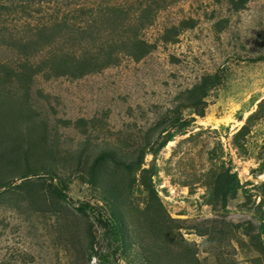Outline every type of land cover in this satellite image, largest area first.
Returning a JSON list of instances; mask_svg holds the SVG:
<instances>
[{"label":"rangeland","instance_id":"374dc122","mask_svg":"<svg viewBox=\"0 0 264 264\" xmlns=\"http://www.w3.org/2000/svg\"><path fill=\"white\" fill-rule=\"evenodd\" d=\"M0 264H264V0H0Z\"/></svg>","mask_w":264,"mask_h":264},{"label":"trees","instance_id":"16d2710c","mask_svg":"<svg viewBox=\"0 0 264 264\" xmlns=\"http://www.w3.org/2000/svg\"><path fill=\"white\" fill-rule=\"evenodd\" d=\"M204 75H211V74H204ZM214 75H217V74H213V76ZM217 80L218 79H214L213 78L212 81H217ZM201 87H202V85H201ZM199 98L200 99L195 103V105H201L204 102L202 100L203 98H201V97H199ZM198 114L199 115H203L204 114L202 107L198 111ZM178 124H179L180 127L181 126H185V125L188 124V121L186 119H182V120L178 121ZM168 132L169 131H167V136L170 137V134ZM166 140H169V139L162 140L160 142L159 146L161 147L162 145H164V143L166 142ZM25 176L26 175H22V177H25ZM49 176L51 178H54L55 177V175L53 173H49ZM57 182H58V186H55L54 187V192L57 194V196H59L60 198H62L64 201H67L68 203H70V199L68 198V196L66 194L65 185H64L63 181L61 179H58ZM8 183L9 182H5L4 185L7 186ZM88 208L96 209L97 223L99 224L100 227L103 228L106 239H108V237H109L112 241H115L117 243L116 246L118 248L119 247V244L122 241V239H121V233H120V230H119V226L116 223V221L114 220V218L111 217V216H109V215H107L104 211H102V209L97 208L95 206H92V205H90L87 202H82V203L76 205V209L78 211L85 212ZM102 258H104V256Z\"/></svg>","mask_w":264,"mask_h":264}]
</instances>
